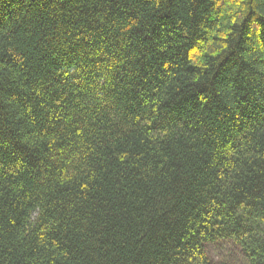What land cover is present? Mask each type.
<instances>
[{
	"label": "trees",
	"instance_id": "obj_1",
	"mask_svg": "<svg viewBox=\"0 0 264 264\" xmlns=\"http://www.w3.org/2000/svg\"><path fill=\"white\" fill-rule=\"evenodd\" d=\"M0 264H264V0H0Z\"/></svg>",
	"mask_w": 264,
	"mask_h": 264
},
{
	"label": "rangeland",
	"instance_id": "obj_2",
	"mask_svg": "<svg viewBox=\"0 0 264 264\" xmlns=\"http://www.w3.org/2000/svg\"><path fill=\"white\" fill-rule=\"evenodd\" d=\"M237 249V246L232 241L228 240L217 241L215 243L205 245V251L213 261H217L222 256L236 251Z\"/></svg>",
	"mask_w": 264,
	"mask_h": 264
}]
</instances>
